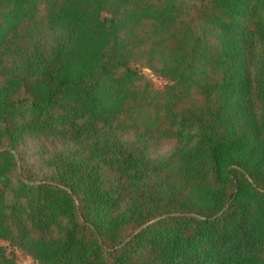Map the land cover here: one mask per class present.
Masks as SVG:
<instances>
[{
    "label": "trees",
    "instance_id": "16d2710c",
    "mask_svg": "<svg viewBox=\"0 0 264 264\" xmlns=\"http://www.w3.org/2000/svg\"><path fill=\"white\" fill-rule=\"evenodd\" d=\"M14 249L264 264V0H0V264Z\"/></svg>",
    "mask_w": 264,
    "mask_h": 264
},
{
    "label": "rangeland",
    "instance_id": "374dc122",
    "mask_svg": "<svg viewBox=\"0 0 264 264\" xmlns=\"http://www.w3.org/2000/svg\"><path fill=\"white\" fill-rule=\"evenodd\" d=\"M142 73L146 76V78H148L149 80H151L154 84L158 86L165 83L162 79L154 76L152 72L148 69H143ZM170 149H171V142L169 141L164 142L162 146L160 147L158 154L159 155L166 154L169 152ZM14 254L16 256L17 264H33L32 259L27 254L23 253L22 251L18 249H14Z\"/></svg>",
    "mask_w": 264,
    "mask_h": 264
}]
</instances>
